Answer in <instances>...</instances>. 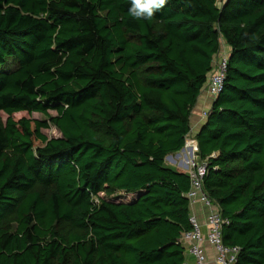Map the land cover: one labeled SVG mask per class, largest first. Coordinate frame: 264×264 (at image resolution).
Wrapping results in <instances>:
<instances>
[{
	"label": "trees",
	"instance_id": "1",
	"mask_svg": "<svg viewBox=\"0 0 264 264\" xmlns=\"http://www.w3.org/2000/svg\"><path fill=\"white\" fill-rule=\"evenodd\" d=\"M217 4L168 0L137 21L129 0H0V264L182 263L190 184L165 158L221 42L202 192L236 264H264V0Z\"/></svg>",
	"mask_w": 264,
	"mask_h": 264
},
{
	"label": "built area",
	"instance_id": "2",
	"mask_svg": "<svg viewBox=\"0 0 264 264\" xmlns=\"http://www.w3.org/2000/svg\"><path fill=\"white\" fill-rule=\"evenodd\" d=\"M226 0H217V5L222 6ZM228 54H219L213 61V69L208 74L206 82L202 89L205 95L207 110H202L200 118L204 120L207 117V111L211 106V101L217 96L224 84L227 72ZM197 141L194 136L193 127L185 136V142L180 152L171 156V161L187 174L190 182V189L186 193L189 200V206L192 207L196 202L201 203L208 208L209 212L204 224L205 230L198 221L197 215L193 212L189 215L190 229L181 234L178 244L182 246L184 260L181 264H206V253L204 244H207L215 251V264H236L240 252L238 246H227L222 240V229L228 224V220L220 215L208 200L205 193L202 192L203 177L207 171V161L199 160L196 156Z\"/></svg>",
	"mask_w": 264,
	"mask_h": 264
},
{
	"label": "clouds",
	"instance_id": "3",
	"mask_svg": "<svg viewBox=\"0 0 264 264\" xmlns=\"http://www.w3.org/2000/svg\"><path fill=\"white\" fill-rule=\"evenodd\" d=\"M167 3H168V0H129V8H128V11H129L130 16L132 18H134L135 20H137V21H148V20H150V19L153 18L154 14L156 12L160 11L161 9H163ZM200 97H204L205 98L204 100L206 101V97H205V95L202 94V91L200 93ZM200 97H199V99H200ZM208 105L209 104H207V108L209 107ZM207 108H205L203 110H207ZM204 120H202V121H204ZM196 134L197 133H194V136H196ZM184 142H185V140H184ZM178 152H180V151H178ZM197 152H198V145H197ZM197 152H196V156L198 157L199 160H205L206 159V161H207L208 158H205V159L200 158L197 155ZM171 155L172 154H169L168 156H166V158H165V165H166V159L167 158H169V160H171ZM213 156L214 155H211V157H213ZM171 165L174 166L175 164L171 162ZM207 166H208V161H207ZM174 167H175L174 169L178 170L181 173H184L176 165ZM185 175L187 176V174H185ZM189 184H190V182H189ZM188 221H189V218H188Z\"/></svg>",
	"mask_w": 264,
	"mask_h": 264
},
{
	"label": "crops",
	"instance_id": "4",
	"mask_svg": "<svg viewBox=\"0 0 264 264\" xmlns=\"http://www.w3.org/2000/svg\"><path fill=\"white\" fill-rule=\"evenodd\" d=\"M204 97H200V99H198V102L196 104V108L193 114V117L190 118V126L192 124V126L199 128V125L195 124L197 122V118L200 115V110H203L205 108H207V101L204 100ZM193 119V120H192ZM172 161L170 160V163ZM169 163V164H170ZM175 166V165H174ZM130 197L132 196H128L127 201H130ZM190 212H193L195 215H197L198 221L200 222V224L202 225V229L205 230L204 228V224L206 222V217L207 214L209 212L208 208L205 207L204 205H202L201 203L196 202L192 207H190ZM204 250L206 253V264H215L214 259H215V251L209 247L207 244H204ZM183 257H184V253H183Z\"/></svg>",
	"mask_w": 264,
	"mask_h": 264
},
{
	"label": "rangeland",
	"instance_id": "5",
	"mask_svg": "<svg viewBox=\"0 0 264 264\" xmlns=\"http://www.w3.org/2000/svg\"><path fill=\"white\" fill-rule=\"evenodd\" d=\"M222 53H228V48L225 46V44L223 43V42H221V48H220V52H219V54H222ZM219 54L218 55H216L215 57H214V60H216L217 58H218V56H219ZM14 68V66H9V70L10 69H13ZM195 108L196 107H194L193 109H192V112H191V115H190V118H192L193 117V114H194V111H195ZM201 111L202 110H200V113H201ZM48 113L51 115V116H54V115H56V112L54 111V110H52V109H50V110H48ZM31 118H33V119H39V120H45L46 119V117L44 116V115H42V114H40V113H32L31 114ZM193 120V119H192ZM202 120H201V118H200V116L197 118V122L195 123V124H197V125H199L200 126V124H202ZM191 126H192V124H191ZM193 127V132L194 133H197L198 132V130H199V128H198V126L197 127H194V126H192ZM42 133L43 134H45L48 138H58V137H60L61 136V134H60V132L58 131V129L55 127V126H50V127H48V128H44V129H42ZM177 152H175V153H172V155L171 156H173V155H175ZM170 163V160H169V158H167L166 159V165L167 166H169V167H172V168H175L174 166H172L171 165V163ZM128 198V197H127ZM131 198V197H130ZM125 200H127V199H125Z\"/></svg>",
	"mask_w": 264,
	"mask_h": 264
}]
</instances>
